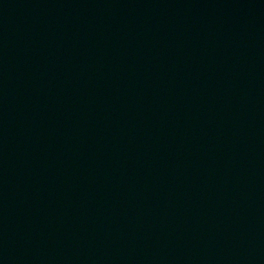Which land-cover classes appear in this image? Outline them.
I'll list each match as a JSON object with an SVG mask.
<instances>
[{
	"label": "water",
	"instance_id": "obj_1",
	"mask_svg": "<svg viewBox=\"0 0 264 264\" xmlns=\"http://www.w3.org/2000/svg\"><path fill=\"white\" fill-rule=\"evenodd\" d=\"M0 264H264V0H0Z\"/></svg>",
	"mask_w": 264,
	"mask_h": 264
}]
</instances>
